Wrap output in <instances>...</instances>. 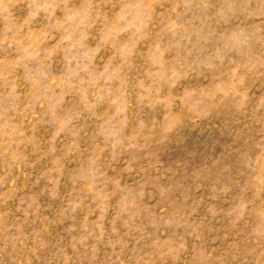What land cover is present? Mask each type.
Returning a JSON list of instances; mask_svg holds the SVG:
<instances>
[{"label":"clouds","instance_id":"clouds-1","mask_svg":"<svg viewBox=\"0 0 264 264\" xmlns=\"http://www.w3.org/2000/svg\"><path fill=\"white\" fill-rule=\"evenodd\" d=\"M0 264H264V0H0Z\"/></svg>","mask_w":264,"mask_h":264},{"label":"rangeland","instance_id":"rangeland-1","mask_svg":"<svg viewBox=\"0 0 264 264\" xmlns=\"http://www.w3.org/2000/svg\"><path fill=\"white\" fill-rule=\"evenodd\" d=\"M218 132L216 129H211V131H204L203 135H198V130L193 131L188 136L185 144L176 147L175 151L172 153V158H184L186 156V151H192L195 149L199 152L201 149H204L205 146L211 147L214 140L219 139ZM219 151V148H217Z\"/></svg>","mask_w":264,"mask_h":264}]
</instances>
